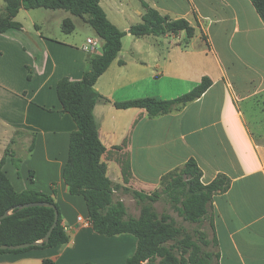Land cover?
I'll return each mask as SVG.
<instances>
[{
    "label": "crops",
    "instance_id": "1",
    "mask_svg": "<svg viewBox=\"0 0 264 264\" xmlns=\"http://www.w3.org/2000/svg\"><path fill=\"white\" fill-rule=\"evenodd\" d=\"M145 4L171 20H187L195 37L134 36L131 28L143 23ZM101 7L125 33L117 59L95 85L105 98L95 119L115 192L129 188L152 196L164 177L195 160L204 185L220 175L230 181L226 192L213 197L210 211L218 264H264V21L252 1L101 0ZM37 10L20 11L16 20L23 30L0 33V163L5 159L3 169L19 195L34 191L55 198L69 242L1 254L0 264H128L138 238L108 237L80 224L79 217L89 220L86 201L71 195L64 180L78 126L63 111L57 85L65 78L83 79L91 57L101 55L85 50L87 40L99 38L87 17L43 9L37 19ZM68 19L75 31L83 25L92 33L84 30L82 40L55 34L67 35ZM205 77L213 85L200 99L166 115L116 106L174 100ZM17 135H22L18 144ZM14 159L21 160L20 167Z\"/></svg>",
    "mask_w": 264,
    "mask_h": 264
},
{
    "label": "trees",
    "instance_id": "2",
    "mask_svg": "<svg viewBox=\"0 0 264 264\" xmlns=\"http://www.w3.org/2000/svg\"><path fill=\"white\" fill-rule=\"evenodd\" d=\"M264 21V0H251ZM5 11L0 10V33L21 31L23 25L16 18L21 10H64L73 16L85 18L102 42L101 55H93L90 59L88 72L80 81L65 78L57 85L59 100L63 111L69 113L77 123L78 130L70 140L69 160L64 169V180L73 196H82L87 204L89 220L96 232L112 237L122 234H133L139 242L136 254L128 264H143L154 255L163 257L166 264H206L198 258L199 248L191 241L185 243L194 251L186 259L179 262L163 245L175 240L183 234L182 229L167 217L160 218L155 211L146 207L139 219H127L123 202H114L113 195L117 186L108 177V167L103 162L106 148L103 145L95 108L105 98L95 89L98 79L117 59L123 47L125 33L115 27L107 18L101 7V0H4ZM146 14L143 23L131 28L137 37L177 35L186 32L189 39L196 35V28L187 20H171L162 16L157 10L145 4ZM63 31L71 35L75 31L72 20H65ZM213 85L209 77L203 78L201 84L190 93L177 99L162 101L155 98L117 103L119 109H145L149 116L157 117L180 110L188 104L200 99ZM20 167V159H14ZM5 159L0 163V217L9 210L20 205L47 202L59 210L60 219L54 229L50 241L42 246L30 247L19 251H1L7 253H25L33 249L57 248L69 242L59 204L50 195L28 191L19 195L3 169ZM128 174L127 167L124 168ZM203 173L195 160H190L180 172L164 177L162 186L165 190H179L188 187L189 197L183 202L184 219L197 223L208 216L213 197L226 192L230 181L220 175L209 185L202 183ZM129 190V189H128ZM135 194L144 197L142 193ZM154 194L150 198H154ZM153 200V199H151ZM55 222V210L48 207H32L15 209L6 219L0 221V245H21L41 241L50 231ZM43 264H56L53 260H45Z\"/></svg>",
    "mask_w": 264,
    "mask_h": 264
},
{
    "label": "rangeland",
    "instance_id": "3",
    "mask_svg": "<svg viewBox=\"0 0 264 264\" xmlns=\"http://www.w3.org/2000/svg\"><path fill=\"white\" fill-rule=\"evenodd\" d=\"M4 3V0H0V6L4 5ZM0 10L2 11V14H4L5 8H0ZM37 11L38 12L33 13L35 18H43L42 15H44V10L40 9ZM54 26H56L55 22ZM84 30L92 33L91 27L87 28L83 25H79L72 35L60 34L58 31H54V33L59 34L66 40H82L84 38L86 39L85 32L87 31ZM14 138L16 140V144L21 143L22 135H17ZM15 148L17 147L14 144L11 148H9V151L14 150ZM126 167L127 165H125L124 168ZM128 189L129 188H125L122 191L120 190L119 192H114L113 195L114 202L121 201L124 203L127 219H139L143 209L150 207L160 218L167 217L169 221L175 223L176 227L182 229L183 234L180 237L163 245L174 257L177 258L179 262L183 257L188 259L194 251V249L187 243L183 244L185 243L183 242L184 238L187 237L186 241H191L198 246L200 250L199 253H197L198 258L204 259L206 264H218L217 247L211 232V208L209 209L210 211L208 216L202 219L200 222L192 223L184 219L183 202L189 197L188 187L179 190H165V187L162 186L161 189L154 194V198H150L151 196L148 195L141 197L135 194L133 190ZM143 264L166 263L163 262L162 256L154 255L150 259L146 260Z\"/></svg>",
    "mask_w": 264,
    "mask_h": 264
},
{
    "label": "water",
    "instance_id": "4",
    "mask_svg": "<svg viewBox=\"0 0 264 264\" xmlns=\"http://www.w3.org/2000/svg\"><path fill=\"white\" fill-rule=\"evenodd\" d=\"M32 207H48V208H52L55 210V222H54L52 228L50 229V231L48 232V234L41 241H38V242L26 243V244H21V245H0L1 251L24 250V249H28L30 247L42 246L44 243H48L50 241V237H51L54 229L58 226V223H59V219H60L59 210L55 207V205H53L51 203H47V202L30 203V204L20 205V206L16 207L15 209L23 210V209L32 208ZM15 209H12V210H9L8 212H6L5 215L0 217V221L9 217L12 214V211Z\"/></svg>",
    "mask_w": 264,
    "mask_h": 264
},
{
    "label": "built area",
    "instance_id": "5",
    "mask_svg": "<svg viewBox=\"0 0 264 264\" xmlns=\"http://www.w3.org/2000/svg\"><path fill=\"white\" fill-rule=\"evenodd\" d=\"M102 49V42L100 39L89 38L85 50L91 54H98ZM78 222L84 226L92 225L90 220L84 219L83 217L78 218Z\"/></svg>",
    "mask_w": 264,
    "mask_h": 264
}]
</instances>
